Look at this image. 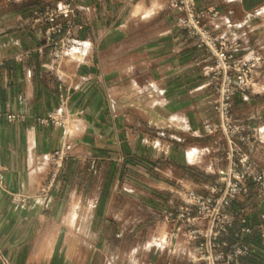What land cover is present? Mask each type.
I'll return each instance as SVG.
<instances>
[{"label":"crops","instance_id":"0c3cea01","mask_svg":"<svg viewBox=\"0 0 264 264\" xmlns=\"http://www.w3.org/2000/svg\"><path fill=\"white\" fill-rule=\"evenodd\" d=\"M59 1L0 0V113L22 116L0 117V251L12 264H111L110 252L181 264L145 242L170 229L162 215L183 203L179 184L203 192L224 166V138L202 131L216 117L203 73L210 60L185 40L169 0H74L76 17L68 25L58 20L61 62L51 70L49 23L33 19ZM197 4L241 25L231 33L241 44L237 54L264 55V0ZM259 82V92L234 94L232 115L251 136L244 151L264 173V73ZM50 113L69 116L70 125L38 120ZM67 143L53 189L37 196L44 155ZM12 193L29 196L25 207ZM88 206L77 226L89 239L75 256L68 237ZM234 206L243 212L228 239L248 228L241 240L252 247L240 264H264V188L248 180Z\"/></svg>","mask_w":264,"mask_h":264},{"label":"built area","instance_id":"2783aa9c","mask_svg":"<svg viewBox=\"0 0 264 264\" xmlns=\"http://www.w3.org/2000/svg\"><path fill=\"white\" fill-rule=\"evenodd\" d=\"M73 3L74 0H60L55 6L34 11V24L49 23L43 36L46 45L52 46L54 55L50 69L54 71L61 62L56 54L62 52V43L54 37L63 27L58 20L63 19L67 25L71 23L76 17ZM168 5L178 14L177 26L184 32L185 40L203 49L210 60L203 73L209 78L213 92L212 108L216 117L205 122L202 131L205 135L221 134L226 148L220 157L224 166H217L213 171L216 180L206 186L203 192L187 184H179L176 192L183 203L164 211L162 218L172 225L162 236L153 238L152 245L169 249L171 256L181 264H240L241 257L250 254L252 247L241 240L243 234L249 231L248 228H241L235 233V241L228 239L243 212L236 209L234 203L246 193L248 180L264 188V173L256 168L251 156L243 149L251 136L232 115V98L237 91L261 90L259 78L264 73V55L251 52L237 54L241 44L231 33L241 25L231 22L229 17H222L216 6L202 10L197 0H169ZM222 28L228 30L221 31ZM1 65L3 62H0ZM2 116L8 121L22 118L15 112L0 113ZM38 120L62 128L70 125L69 116L56 113ZM71 148V144L67 143L44 155L37 196L46 197L50 194ZM28 198V195L21 193L11 194V200L20 208L25 207ZM261 238L264 245V225ZM0 263L12 264L1 251Z\"/></svg>","mask_w":264,"mask_h":264},{"label":"rangeland","instance_id":"374dc122","mask_svg":"<svg viewBox=\"0 0 264 264\" xmlns=\"http://www.w3.org/2000/svg\"><path fill=\"white\" fill-rule=\"evenodd\" d=\"M264 14V12H263ZM82 211H85V214L88 213L89 211V206L85 209H79L75 218V221L73 223V230L71 235L68 237V242L70 243V246L72 248V253L75 256H78L81 254L79 248L81 247L82 244H85L88 239H89V235H88V230L85 227H81V229H78L77 223H78V216L82 215ZM90 222V220H89ZM83 230V231H82ZM146 246H148L149 244L152 245L153 244V239L148 240V242H145ZM108 257H110V260H113L114 262L111 264H131L132 262L134 263H138V264H142L140 261L138 262L134 256V252H121L120 254H117L116 252H110L108 255ZM102 259H105V257L103 256ZM140 260L143 262V264H149L148 262V257L145 255L144 257L140 258ZM150 264H155L154 262H151Z\"/></svg>","mask_w":264,"mask_h":264},{"label":"bare ground","instance_id":"6f19581e","mask_svg":"<svg viewBox=\"0 0 264 264\" xmlns=\"http://www.w3.org/2000/svg\"><path fill=\"white\" fill-rule=\"evenodd\" d=\"M75 213H76V212H75ZM75 213H74V214H75ZM75 216H76V215H75ZM81 225H82V224H81ZM81 225H80V226H81ZM82 227H83V226H82ZM79 228H80V227H79ZM82 231H83V230H82Z\"/></svg>","mask_w":264,"mask_h":264}]
</instances>
